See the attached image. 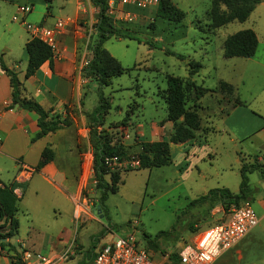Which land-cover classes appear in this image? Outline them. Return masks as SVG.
<instances>
[{
	"label": "rangeland",
	"instance_id": "obj_1",
	"mask_svg": "<svg viewBox=\"0 0 264 264\" xmlns=\"http://www.w3.org/2000/svg\"><path fill=\"white\" fill-rule=\"evenodd\" d=\"M57 1L60 0H0V47L6 45L13 51H19L15 40L17 35L23 33L24 25L11 18L17 5H31L23 19L36 23L48 8L52 7L53 13H56ZM172 1L183 10V17L179 21L155 16L152 11L154 0L145 1L141 8L131 4L133 16L130 20L121 19L119 13L114 11L108 13L112 25L129 32L132 37L111 35L103 40L102 46L122 66L129 69L112 77L105 86L99 87L96 83L89 82L84 89L83 101L90 104L94 100L97 104L98 95L103 96L108 106H104L103 126L98 127L107 129L106 126H109L107 130L118 140L122 139L120 133L124 127L114 132V124L122 118L126 123L127 117L123 115L128 107L133 112L131 119L145 122L164 120L162 89L166 85L165 75L186 76L188 59L197 60L201 64L192 75L196 83L215 89L218 80L223 79L233 87L232 92L215 89L203 94L200 101L207 106L198 109L199 115L211 114L212 111L209 110H215L218 106L226 107L234 96L244 99L251 92L254 94L264 88V68L255 62L258 58L264 61V5L252 9L244 20H231L210 28L206 15L210 0ZM44 17L50 20V15ZM150 21L153 22L152 26L148 25ZM242 28H251L257 36L258 42L253 55L223 56V38ZM10 55H14L12 51ZM118 106L121 111L116 110ZM211 120L214 128L225 125V130L233 121L230 117L223 123V117L218 115H214ZM132 138L131 130L127 141H132ZM252 143L249 139L231 143L223 130L208 131L205 140L201 138L199 143L193 145L189 142L170 143L167 164L149 168H118L122 182L115 192L107 194L104 211L93 207L96 192L94 186L86 184L82 195L87 199V204L78 218L73 215L72 200L59 193L54 198L50 197L54 192L53 188L37 179L40 191L45 195L32 201L26 194L17 202L15 215L18 227L12 240L30 232L34 247L39 248L34 250L25 247L31 252L30 256L24 258V263L28 262L25 264H76V260L81 258L82 264H85L88 258H83V252H89L90 249L94 252L99 244L115 235L132 232L155 264H171L167 259L168 252L188 241L197 228L203 229L218 220L203 218L205 212L202 207L187 205L189 199L213 186L223 185L236 190L239 181L236 152L250 149ZM128 153L135 155L137 152L128 150ZM3 165L0 155V166ZM186 166H189L186 172L179 176ZM257 178L258 173L253 171L249 175V186L252 187ZM28 200L32 205L30 213L25 212L21 206L22 202ZM251 206L257 216L256 204L253 202ZM29 218H32L33 226L30 231ZM172 225L174 229L169 236H156L157 232L168 230ZM250 230L246 260L238 264L264 261V217L245 234ZM69 232L72 235L67 239L66 246L59 250L58 246L61 244L57 242L65 239ZM58 233H61L60 236ZM147 240H151L156 246L147 243ZM53 245L57 251L47 254V248ZM17 251L21 256L22 250ZM228 251L220 255L213 264H235L226 258ZM37 253L45 258H38Z\"/></svg>",
	"mask_w": 264,
	"mask_h": 264
},
{
	"label": "crops",
	"instance_id": "obj_2",
	"mask_svg": "<svg viewBox=\"0 0 264 264\" xmlns=\"http://www.w3.org/2000/svg\"><path fill=\"white\" fill-rule=\"evenodd\" d=\"M155 2L156 0L153 2L152 11H154ZM258 5H264V1L260 0L255 4L253 9ZM56 6V13H53L52 7L46 8V12L38 22L44 25L48 22L47 26H49L58 17H70L73 21L67 24L64 30L56 36V49L53 51L51 57V66H49L47 60H44L33 73L27 77L22 76L27 56L23 44L25 40L31 37L30 32L25 27L23 28V33L16 36L15 41L17 46H19V51L18 49L13 51L6 45L0 47L1 60L6 66L16 71L21 81V93L38 101L44 109L48 110L49 115L59 118L65 116L68 120L66 125L56 127L39 137L31 139V136L37 130L35 123L36 114L33 111L20 108L17 103L11 102V88L8 75L0 69V155L3 158L4 164L0 166V185H7L15 196V210L13 215L16 220L17 202H20L22 196L27 194L31 197L32 201H36L40 196L45 195L40 191V185L37 183V179L43 181V184H49L53 188L54 192L49 195L50 197L52 196L54 198V195L59 193L70 201L72 200L73 215L79 206L77 203L78 200L83 201V207L85 208L87 199L82 195V191L85 190L86 184H91L87 173L92 158L91 147L88 142L87 113L92 110L95 102L93 100L90 104L84 103L83 93L88 83H95V81L83 77L81 71L90 53L89 44L95 38L96 33L93 28V23L96 19L97 7L90 0H60L57 1ZM122 8L131 11V3L122 5ZM44 15H50V20H47ZM23 16L24 14L21 15L22 19ZM19 23L22 22L19 21ZM11 51L14 55H10ZM252 55L247 57H251ZM255 62L264 68V61L262 59L258 58ZM238 99L241 103L229 105L226 113H222L220 111L221 106H218L215 110H209V112L212 111V115L207 113L203 116L201 114V128L195 131V135L185 141L169 142L168 147L170 143L180 142H189L193 145L194 143H199L201 138L205 140V134L208 131L223 130L227 133L228 141L231 143L245 139H249L250 143L253 142L250 149L236 152L238 165L239 155L244 159H251L253 154L264 165V88H260L254 94L251 92L244 99ZM198 101L201 108H206L207 105H203L200 98ZM116 110L121 111V108L118 106ZM132 114V109L128 114L125 111L123 116L127 117L126 123L116 125L114 130L118 131L124 127V130H128L129 136L132 130V141H127L129 137L120 140L121 144L126 146L129 151L135 150V152H139L140 141L168 138L171 130L170 120L164 118V120H149L145 122L134 118L131 119ZM214 115L222 116L224 119L223 123L230 117H232L233 121L226 130L224 129L225 125L221 128H214L211 120ZM98 125L101 127L103 123ZM106 127L108 129L109 126ZM45 145L51 149L52 157L42 165L36 166L40 150ZM188 167H184L183 172H180L178 175L182 176ZM133 168H136V166L130 169ZM253 171L258 173L257 170L248 172L247 183H249V175ZM197 172L199 173V169ZM200 175L202 176V174ZM120 183H118L116 190L119 188ZM249 187L250 194L248 200L250 204L254 202L257 206V224L264 217V178L258 173L255 184ZM29 202L28 200L27 202L24 201L21 203V206L27 213H30L32 206ZM206 217L212 220L218 219L216 221L218 222L226 217V213L220 204H215L207 211L205 210V217L203 218ZM29 222L30 226H28V231L30 229L33 230V226L31 225L32 218H29ZM17 227L10 236L1 237V240H5L7 245L4 246V251L0 253V264H13L10 255L17 251V249L22 250L25 247H30L34 250L39 249L37 246L34 247L30 232L28 233L27 231L25 233L26 236L20 235L19 238L13 241L12 237L14 234H17ZM6 228L7 223H3L2 219H0V232L5 231ZM198 230L200 229L197 228L195 232ZM251 230L241 236L234 245L221 252L211 264L228 250L225 255H227L226 258L229 261H234L235 264L244 263L246 260V252L250 246V242L247 239L251 235ZM60 234L58 233L59 236ZM71 235L69 232L65 239H60L57 242L61 244L58 246L60 248L59 250H62L66 246L67 239ZM12 246L14 249H11ZM56 249L53 245L47 248L46 253L56 252ZM20 258L24 261L22 255ZM25 263L28 262L25 261Z\"/></svg>",
	"mask_w": 264,
	"mask_h": 264
},
{
	"label": "trees",
	"instance_id": "obj_3",
	"mask_svg": "<svg viewBox=\"0 0 264 264\" xmlns=\"http://www.w3.org/2000/svg\"><path fill=\"white\" fill-rule=\"evenodd\" d=\"M260 0H210L209 7L206 10L207 25L214 28L223 25L231 20H244L256 3ZM97 7L96 19L93 23L95 30V38L89 44L90 53L86 62L82 66L81 74L88 80H93L101 87L108 85L111 78L127 71L129 68L122 66L119 61L113 57L103 46L102 42L111 35L132 37L131 34L119 27H114L110 21L107 12L106 0H90ZM183 10L174 4L172 0H156L154 15L165 17L171 21H179L183 17ZM152 26L153 22H148ZM257 44V38L251 28H242L227 34L222 40V55L228 56H250L253 54ZM26 52V62L23 70V77H27L38 67L44 60L48 61L51 66L52 50L50 47L36 37H30L23 44ZM178 56H181L180 54ZM187 75L178 76L167 73L165 75L166 85L162 89V98L165 104V118L171 121V130L167 139H159L152 141H140V151L134 156L138 159L140 167L158 166L169 162L168 143L185 141L195 135V131L201 128L200 115L198 109L201 108L199 98L206 92L228 91L232 92V85L219 79L215 89L205 87L200 83H196L192 78L200 68L201 64L197 60L188 59L186 61ZM0 69L8 75L10 85L11 102L17 103L20 108L33 111L36 114L35 123L37 130L31 139L39 137L42 134L53 130L56 127L66 125L67 118L57 117L48 114V110L44 109L34 98L23 95L21 93V81L11 67L6 66L0 57ZM241 101L234 96L231 102L220 109L222 113L227 112V107ZM138 104V103H136ZM104 106H108V102L98 95V103L94 105L92 110L87 113L88 118V142L91 147V168L92 176L95 179L94 191L96 196L93 200V207L98 211H104V200L109 192H114L118 183L122 180L118 170L106 172L103 164V156L116 154L118 156L128 155V149L123 146L111 131L98 128V124L103 122L102 115L105 112ZM131 111L128 107L126 114ZM125 123L124 118L114 125ZM203 129V128H202ZM114 132H117L114 131ZM113 132V133H114ZM52 152L48 146H43L40 150L39 159L36 166H40L47 160L51 159ZM239 182L236 191H231L225 186H214L208 188L204 193L198 194L191 198L187 205L202 206L203 211H207L215 204H220L225 210L230 204H237L244 199H248L250 187L247 183V173L257 170L259 175L264 178V165L256 159L255 154L251 159H244L239 155ZM15 210V196L7 185H0V219L7 223L5 231L0 232V237L10 236L17 227V220L13 213ZM174 225L168 230L157 232L156 236L164 234L169 236ZM145 236V235H144ZM146 237V236H145ZM175 240V239H174ZM173 240V241H174ZM147 243H152L147 240ZM156 246V244L153 242ZM5 240H0V246H5ZM11 249H14L12 246ZM160 251H163L160 249ZM84 257L91 261L93 252H83ZM13 264H25L20 258L19 253L15 251L10 255ZM167 259L172 264H178L176 250L167 253ZM82 258L76 260V264H82ZM86 262V263H87ZM85 263V264H86Z\"/></svg>",
	"mask_w": 264,
	"mask_h": 264
},
{
	"label": "built area",
	"instance_id": "obj_4",
	"mask_svg": "<svg viewBox=\"0 0 264 264\" xmlns=\"http://www.w3.org/2000/svg\"><path fill=\"white\" fill-rule=\"evenodd\" d=\"M145 1L147 0H106L107 12L111 13L114 11L119 13L121 19L130 20L133 16L131 15L132 11L122 8V5L131 3L141 8L145 5ZM118 6L121 7L118 8ZM31 7V5L26 4L17 5L16 12L11 15V18L22 22L26 30L30 32L31 37H36L47 44L53 53L56 49V36L73 20L70 17H58L49 26L41 22L31 23L24 21L21 15L30 11ZM120 137H129L128 131L123 130L120 133ZM102 161L106 172L116 171L124 166L133 167L138 165L137 157L131 154L125 156L116 154L104 155ZM87 171L93 186L95 179L92 176L91 165ZM81 201H77L79 206L74 211L75 217L79 215L80 211L84 210L83 201ZM224 212L226 213L224 219L198 230L191 240L189 239L179 244L178 248H176L178 264H211L221 252L234 245L257 222V216L248 199H244L237 204H230ZM4 249V246H0V253ZM21 253L23 258L31 254L27 248H23ZM36 256L40 259L45 258L38 253ZM90 264L155 263L152 261L148 251L139 245L134 234L127 232L124 235H115L99 244L93 252ZM249 264H264V262Z\"/></svg>",
	"mask_w": 264,
	"mask_h": 264
},
{
	"label": "water",
	"instance_id": "obj_5",
	"mask_svg": "<svg viewBox=\"0 0 264 264\" xmlns=\"http://www.w3.org/2000/svg\"><path fill=\"white\" fill-rule=\"evenodd\" d=\"M2 238L0 237V240H1Z\"/></svg>",
	"mask_w": 264,
	"mask_h": 264
}]
</instances>
